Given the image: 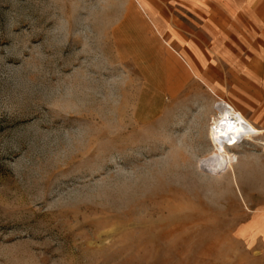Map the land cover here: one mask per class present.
I'll list each match as a JSON object with an SVG mask.
<instances>
[{
  "label": "rangeland",
  "instance_id": "374dc122",
  "mask_svg": "<svg viewBox=\"0 0 264 264\" xmlns=\"http://www.w3.org/2000/svg\"><path fill=\"white\" fill-rule=\"evenodd\" d=\"M192 26L178 0H0V264H258L261 147L199 165L212 105L256 106L194 78Z\"/></svg>",
  "mask_w": 264,
  "mask_h": 264
},
{
  "label": "crops",
  "instance_id": "0c3cea01",
  "mask_svg": "<svg viewBox=\"0 0 264 264\" xmlns=\"http://www.w3.org/2000/svg\"><path fill=\"white\" fill-rule=\"evenodd\" d=\"M178 1L190 10L193 26L183 31L192 33L195 43L191 52L177 48V56L194 78L220 93L231 84H240L241 101L256 106L255 123H250L264 131V13L260 10L264 0ZM235 40H240L239 48L228 43ZM250 84L261 88L256 98L249 97ZM252 207L256 216L250 239L256 235L258 264H264V202L257 201Z\"/></svg>",
  "mask_w": 264,
  "mask_h": 264
},
{
  "label": "bare ground",
  "instance_id": "6f19581e",
  "mask_svg": "<svg viewBox=\"0 0 264 264\" xmlns=\"http://www.w3.org/2000/svg\"><path fill=\"white\" fill-rule=\"evenodd\" d=\"M211 124L207 130V139L211 147L209 153L199 165L212 174L231 172L239 160L241 149H247L248 143L261 147L264 153V141L260 138L264 131L256 129L243 114L225 102L212 105ZM239 151H234V150Z\"/></svg>",
  "mask_w": 264,
  "mask_h": 264
}]
</instances>
